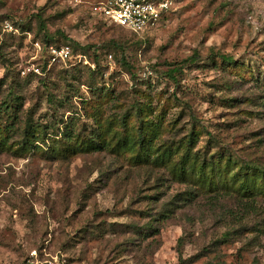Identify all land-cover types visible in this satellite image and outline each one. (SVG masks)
I'll use <instances>...</instances> for the list:
<instances>
[{"label":"rangeland","instance_id":"obj_1","mask_svg":"<svg viewBox=\"0 0 264 264\" xmlns=\"http://www.w3.org/2000/svg\"><path fill=\"white\" fill-rule=\"evenodd\" d=\"M44 32L87 62L29 71ZM0 140V264H264V0H180L141 34L0 0Z\"/></svg>","mask_w":264,"mask_h":264},{"label":"built area","instance_id":"obj_2","mask_svg":"<svg viewBox=\"0 0 264 264\" xmlns=\"http://www.w3.org/2000/svg\"><path fill=\"white\" fill-rule=\"evenodd\" d=\"M62 4L72 9H81L87 14L101 18L111 25L123 27L136 34H141L149 28L157 27L167 15H169L180 2V0H60ZM4 28H12L11 24L5 22ZM32 46L38 56L42 51V43L34 39ZM50 55L47 69L56 62H66L70 57L68 45L54 46L47 48ZM111 57V55H108ZM83 55H78V62ZM85 62L86 59H84ZM93 66V65H92ZM29 71L43 74L41 68L34 63L27 67ZM36 250L31 251V258L22 264H47L35 259Z\"/></svg>","mask_w":264,"mask_h":264},{"label":"trees","instance_id":"obj_3","mask_svg":"<svg viewBox=\"0 0 264 264\" xmlns=\"http://www.w3.org/2000/svg\"><path fill=\"white\" fill-rule=\"evenodd\" d=\"M67 9H72L70 6L68 5H64ZM101 20V18H100ZM104 22H106L104 20ZM112 26H116V25H112ZM40 27L43 29V25H40ZM116 27H119L121 29H124L130 33H134L132 31H129L123 27H120V26H116ZM136 34V33H134ZM37 39V38H36ZM38 40H40V42L42 43V51L41 53L36 56L37 58V61H39L38 63V66L41 68L42 71H45L47 69V65L49 63V58H50V55L48 54V51H47V48L48 46L50 45H54V46H61V45H68L70 47V57L68 58V60L66 62H56V63H69V64H77L78 62L77 59H78V51L83 47L79 46L77 43H70L68 40L65 41V43H58V39L54 38L52 35H49L47 34L46 32H44L43 36ZM68 41V42H67ZM33 47V46H32ZM34 49V48H33ZM96 55H94L95 57ZM223 60L230 63L232 62V59L229 58V57H223ZM81 61H84L83 58H81ZM89 62V61H88ZM125 63V62H124ZM90 64V63H89ZM96 63L93 61L92 64L90 65H93L92 68H95V65ZM141 137V133L139 135V138ZM0 143L3 144L2 140H0ZM139 143L140 145H143V141L142 139L140 138L139 139ZM141 150H143V147H141ZM170 157V154L168 152V149H164L163 151L160 152V154L156 155V157L152 156L151 154L147 153L145 151L144 153V158L146 160H152L151 162H154L155 164H163V163H166V161L168 160V158ZM179 166L178 168L175 170V173L177 174V176L179 178H185L186 176H188L189 174L193 175V174H198L199 176L201 177H205L206 174H205V171L203 169L204 165H201L199 167H196L195 165H185L183 163H178ZM173 168V167H172Z\"/></svg>","mask_w":264,"mask_h":264}]
</instances>
